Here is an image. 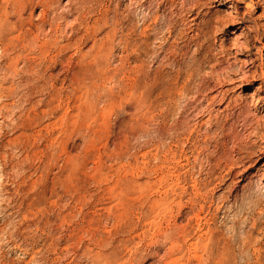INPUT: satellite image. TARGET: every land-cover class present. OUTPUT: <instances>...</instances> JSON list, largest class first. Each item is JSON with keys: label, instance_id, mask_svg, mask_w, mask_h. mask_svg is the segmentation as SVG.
I'll use <instances>...</instances> for the list:
<instances>
[{"label": "rangeland", "instance_id": "374dc122", "mask_svg": "<svg viewBox=\"0 0 264 264\" xmlns=\"http://www.w3.org/2000/svg\"><path fill=\"white\" fill-rule=\"evenodd\" d=\"M0 264H264V0H0Z\"/></svg>", "mask_w": 264, "mask_h": 264}, {"label": "bare ground", "instance_id": "6f19581e", "mask_svg": "<svg viewBox=\"0 0 264 264\" xmlns=\"http://www.w3.org/2000/svg\"><path fill=\"white\" fill-rule=\"evenodd\" d=\"M11 1H14V0H11ZM22 2V1H21ZM20 2V3H21ZM15 3H16V1H15ZM51 3V2H50ZM17 5V4H16ZM45 5H47V6H49V4H45ZM51 49H52V47H49L48 45H44V47H43V51L45 52V54H47V53H49L50 51H51ZM174 237V236H173ZM182 239V238H181ZM183 243V242H182ZM197 245V244H196ZM196 245H195V247H196ZM183 247V246H182ZM198 249V248H197ZM220 253V252H219ZM218 253V256H220V259L223 261V257H222V255L221 254H219ZM216 255V254H215ZM178 256V255H177ZM217 256V257H218ZM216 256H214V258H215ZM176 258V257H175ZM195 258V257H194ZM189 260V259H188ZM199 260V259H198Z\"/></svg>", "mask_w": 264, "mask_h": 264}]
</instances>
